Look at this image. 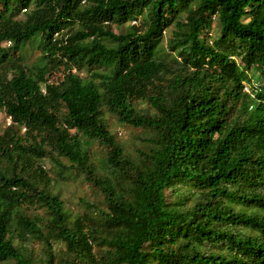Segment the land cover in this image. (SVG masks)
Instances as JSON below:
<instances>
[{"label": "trees", "instance_id": "1", "mask_svg": "<svg viewBox=\"0 0 264 264\" xmlns=\"http://www.w3.org/2000/svg\"><path fill=\"white\" fill-rule=\"evenodd\" d=\"M2 112L0 264H264V0H0Z\"/></svg>", "mask_w": 264, "mask_h": 264}, {"label": "rangeland", "instance_id": "2", "mask_svg": "<svg viewBox=\"0 0 264 264\" xmlns=\"http://www.w3.org/2000/svg\"><path fill=\"white\" fill-rule=\"evenodd\" d=\"M20 17H23L22 15ZM134 24V23H132ZM217 26L214 23L213 24V34L216 32ZM114 31L116 33H119L120 30L118 28H114ZM169 34H166V38H168ZM166 44V39L164 42V46ZM23 56L25 57V62L28 63H33L37 61V58L40 56V52L38 51L37 48H26ZM172 57L175 56L171 55ZM81 76L83 78L87 77L88 74L86 71L81 73ZM254 80V79H253ZM262 83V80H254V84L256 87L260 86ZM245 91L246 93H250L251 89L250 87L246 84L245 85ZM108 118V121L110 123V129L112 130L113 133L117 134V137L119 138L120 141L127 145H131L132 143L134 144L136 142V136L140 134L138 130L131 129L127 126L121 125L116 119H114L111 115L106 116ZM11 123L10 118L6 116L5 113H0V132L4 131ZM96 150V148H94ZM49 162L46 161V164ZM60 191L62 198L65 200V202L72 208L71 211L73 213L81 211L80 205H79V199L81 198H86L88 195H90V190L89 186L87 183H81L80 181H76L75 179H58L57 182V189L56 191ZM171 198L169 199L170 201H175L176 196L174 192H169L168 193ZM39 248H37V251Z\"/></svg>", "mask_w": 264, "mask_h": 264}, {"label": "clouds", "instance_id": "3", "mask_svg": "<svg viewBox=\"0 0 264 264\" xmlns=\"http://www.w3.org/2000/svg\"><path fill=\"white\" fill-rule=\"evenodd\" d=\"M11 120V119H10Z\"/></svg>", "mask_w": 264, "mask_h": 264}]
</instances>
